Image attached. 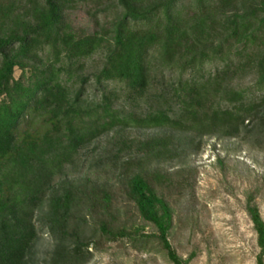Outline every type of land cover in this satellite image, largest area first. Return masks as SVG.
I'll list each match as a JSON object with an SVG mask.
<instances>
[{"label":"trees","instance_id":"16d2710c","mask_svg":"<svg viewBox=\"0 0 264 264\" xmlns=\"http://www.w3.org/2000/svg\"><path fill=\"white\" fill-rule=\"evenodd\" d=\"M208 137L264 151V0H0V264L111 241L187 264L174 206Z\"/></svg>","mask_w":264,"mask_h":264},{"label":"rangeland","instance_id":"374dc122","mask_svg":"<svg viewBox=\"0 0 264 264\" xmlns=\"http://www.w3.org/2000/svg\"><path fill=\"white\" fill-rule=\"evenodd\" d=\"M73 17L78 22L86 20L84 10ZM215 66L210 63L206 67ZM19 74L16 69L15 76ZM131 135L142 133L132 130ZM190 161L194 170L191 187L174 206L171 243L176 252L182 259L191 255L187 264H257L260 250L244 207L246 194L262 185L264 151L249 149L237 139L208 137ZM254 202L264 220V189L256 194ZM42 236V241L49 240L47 234ZM89 264L172 263L161 255L141 254L121 241H111L94 252Z\"/></svg>","mask_w":264,"mask_h":264}]
</instances>
